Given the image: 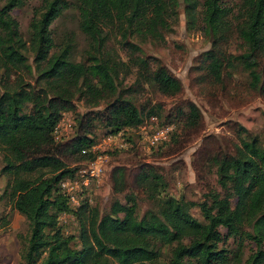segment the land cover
Returning <instances> with one entry per match:
<instances>
[{"label":"trees","instance_id":"16d2710c","mask_svg":"<svg viewBox=\"0 0 264 264\" xmlns=\"http://www.w3.org/2000/svg\"><path fill=\"white\" fill-rule=\"evenodd\" d=\"M181 1L187 26L199 21L210 44L196 61L209 85L223 90L229 69L237 62L248 73L247 87L264 92V0H241L235 13L222 0ZM22 2L3 0L0 6V150L4 152L0 174L9 175L4 192L11 208L29 225L24 263L237 264L235 254L229 258L219 247L222 228L239 242L246 239L253 244L241 264H264V150L255 139H239L206 154L221 191L209 190L205 196L210 202L196 203L203 222L188 212L194 203L173 197L138 218L137 193L150 192L160 176L153 165L137 161L133 149L109 153L110 159L123 163L113 165L108 176L112 192L122 193L124 202L114 199L108 213L100 215L96 206L81 200L73 209L79 247L70 243L72 237L64 236L57 222V213L68 210L67 199L55 191L60 179L74 177L88 162L96 123L109 134L138 128L160 109L159 103L134 100L144 85L167 97L181 90L169 69L153 55L138 54L139 45L133 41L162 42L177 0H73L87 40L82 62L70 59V39L56 47L48 29L70 4L40 0L38 17L29 22L26 45L10 16ZM110 39L128 53L125 61L107 52ZM232 40L242 49L238 54L226 50ZM26 51L32 53L34 70ZM132 69L133 82L124 87L123 78ZM75 99L88 108L101 103L103 107L76 113L73 135L57 141L53 127L62 112L74 111ZM201 121L194 103L176 104L162 124L177 123L179 133H170L166 141L173 144L166 151L156 150L154 156L170 153L179 142L198 134ZM244 130L237 127V132ZM127 163L135 166L128 169ZM161 246L169 248L167 261L159 260Z\"/></svg>","mask_w":264,"mask_h":264},{"label":"rangeland","instance_id":"374dc122","mask_svg":"<svg viewBox=\"0 0 264 264\" xmlns=\"http://www.w3.org/2000/svg\"><path fill=\"white\" fill-rule=\"evenodd\" d=\"M70 5L59 16L54 18L48 26L56 47L70 39V59L82 62L87 49V40L78 26V14L71 5L73 0H65ZM241 0H222V5L235 13ZM3 0H0V6ZM40 0H23L20 6L12 8L10 16L17 22L18 33L28 45L30 38L29 22L35 15L38 17ZM199 10V7L197 8ZM168 28L163 32V41H153L150 38L133 41L139 45L142 55H153L164 64L169 71L180 81L181 90L174 97L163 96L152 86L144 85V89L134 95V100L147 99L150 104L159 103L160 109L155 117H151L138 128L124 127L114 133H107L102 124L96 123L94 129V155L101 158L102 174L93 179L84 189L83 198L90 205L99 210L100 215L108 213L114 199L123 203V194H114L110 187L109 170L121 162L110 159L111 152L133 149L137 161L148 163L155 167L160 176L150 192H139L136 196V215L138 218L146 211L158 210L163 201L169 197L181 200L184 203L192 202L188 206L189 214L199 222H203L196 203L208 200L205 194L209 190L220 192L215 169L205 159L206 154L212 153L217 146L229 145L239 139L250 141L255 139L257 145L264 150V92L258 93L247 87L249 76L237 62L229 69V74L223 82V90L214 88L205 78V71L197 68L198 57L210 48V44L203 34L202 24L197 21L189 28L185 22L183 5L177 0L174 13L168 18ZM106 50L114 58L122 61L127 59L128 53L118 47L115 39L106 43ZM227 52L238 54L242 49L235 40L229 42ZM28 62L34 70L32 53L26 51ZM264 62V58L261 59ZM262 64L259 62L258 70ZM134 79V69L123 78L124 87L130 85ZM1 92V89H0ZM194 103L201 113V129L198 134L190 135L185 141L179 142L172 150L161 156H154L155 151H166L173 144L169 140L161 143V147L147 149L143 143V135L149 134L165 121V116L176 104L184 106L185 102ZM74 111L61 113L57 129L53 137L57 141L70 138L75 131L74 116L76 113L88 110L101 109L103 104L96 107H86L82 101L75 99ZM184 111H187L184 108ZM174 136L179 133L177 123H171ZM245 130L237 132V127ZM143 127V131H142ZM144 133V134H143ZM170 137V136H169ZM166 142V143H165ZM174 147V146H173ZM3 151L0 150V168L4 165ZM132 169L135 164H124ZM8 174H0V264H25L23 249L29 231L25 217L12 209L7 199L5 188L9 180ZM55 193H60L59 190ZM233 201V199H232ZM68 210L57 213V222L64 236L72 237L70 243L79 247L77 241V222L74 218V207L69 204ZM72 209V210H71ZM222 241L219 247L227 250L229 258L237 256V264L243 263L247 255L254 249L251 242L244 239L241 242L228 236L226 231L219 229ZM264 248V245H263ZM169 248L161 246L160 261H167ZM229 263H233L232 259Z\"/></svg>","mask_w":264,"mask_h":264},{"label":"built area","instance_id":"2783aa9c","mask_svg":"<svg viewBox=\"0 0 264 264\" xmlns=\"http://www.w3.org/2000/svg\"><path fill=\"white\" fill-rule=\"evenodd\" d=\"M58 123V122H57ZM57 126L53 127V132H55ZM143 131V127H142ZM172 131V126L170 124H161L157 128H154L149 134L145 133L143 135V143H145L147 149L156 148L158 145L166 141L168 136ZM144 134V133H143ZM95 144L93 143L90 146L92 152L91 157L85 166L81 167L74 177L72 178H63L57 182V188L61 194H63L67 203L73 208L77 207L80 204V201L83 200V191L86 189L92 182L93 179L98 178L102 174V168L100 165L101 158L94 155Z\"/></svg>","mask_w":264,"mask_h":264}]
</instances>
